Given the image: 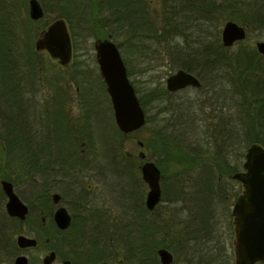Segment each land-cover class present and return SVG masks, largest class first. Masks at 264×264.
<instances>
[{
    "label": "rangeland",
    "instance_id": "374dc122",
    "mask_svg": "<svg viewBox=\"0 0 264 264\" xmlns=\"http://www.w3.org/2000/svg\"><path fill=\"white\" fill-rule=\"evenodd\" d=\"M5 1H7L9 4L7 10L8 17L6 19L7 24L5 28L8 30H15V36L17 40L13 41L12 38H10L11 42L8 45L9 57L4 60L0 58V181L5 179L4 176L8 177L6 179H9L11 176L14 179L18 178L16 182V191L20 196V199L29 207L33 206L32 198L34 192L35 208L38 209L40 208L39 205L45 203V195H52L53 193L57 192L63 196L65 191H63L64 186L62 184L55 187H51L50 185L53 178V175L49 169L50 167L46 169L44 168L41 171H35L34 178L33 169L38 165L33 162V159H35V149L38 150V148L42 147L43 145H49L48 142H50V139L54 135V126H59L60 124L61 126L62 124L68 126L70 124L72 127V125L75 124L78 130L81 131V133H79L77 128H75V134L79 135L80 138L84 136L87 137L84 139V141L87 142L85 149L86 158H89V153H87L89 146V152L93 155V159L90 161L94 171L93 177L91 180L87 178L85 183H90L94 185L95 189L97 188V190L92 194L93 197H96L95 201L89 205V214L91 213L90 216L92 217L90 218L89 216L86 224H83V230L80 228L77 231L90 233H99L100 231H103L106 233H113L114 237L119 241L121 257L122 253H126V241L133 243V240H143L145 244L146 230L144 228H140V230L138 228L134 229L130 226V221H132L133 216L138 215L137 211L139 205H144V192L145 194L147 192V186L142 180L141 173L138 169V166L142 164V161L139 159L138 155L140 152H144L147 154V156L150 155V159L154 161L151 155L158 150L157 147L154 146V148L153 145H151L150 139L154 138L155 131H157V129L163 125V122L160 121L161 115H158L159 106H165L173 111V117L172 114L166 115V117L169 118L166 123L171 124H173L174 118L176 121H180L182 119L180 110L182 107H187L188 112L186 114L184 113L187 118L183 120L187 123L186 126L188 127V133L192 136L193 140L197 141L200 137L201 139H204V135H199V133H203V128H200L203 123L200 121V119L205 118L206 115H209V106L211 105L212 99L214 97V91L211 87H205L200 91L189 87L174 93L173 96L165 97V101H163V103L161 102L162 104L150 102V100L147 98V116L150 117L152 121L141 130L128 134L121 133L115 124L110 99L106 92V86L100 76L96 61L94 43L97 39L94 36L85 38L81 32L82 28L80 27L83 24H78L79 18H77V16L79 17V15H81V18H85V16L87 17V13H89L90 1H59L60 6L63 7L60 11L65 15V20L68 21L67 24L69 31L76 47L73 48V64L71 67H63L57 60L52 59L47 52H38L41 56V60H43L44 69V80L40 86L38 85V91L35 90V80L29 79L28 76L24 77L21 75L23 80H19V83H11L10 81H13L18 76L15 74L12 75V73L7 74L5 71H3V65L6 64L11 67V71H16L17 66H21L26 62L25 58L19 56V53L23 50V47H32L35 53L34 46L38 38L35 36V34L42 30L44 24H48L51 22V20L59 16L61 17L62 15L59 13L60 11H52L48 0H38L45 10L44 14L47 16L45 15L41 21L39 20L40 22L35 23L34 25L33 21L29 17V0ZM96 1L98 5L100 3L98 8L104 10L103 13H100L102 14L100 16L101 18H103V15L107 16L111 13L109 8L106 9V6L103 5L104 2H101L102 0ZM184 2V0H147L151 11L155 12H161L162 8L167 9L171 6H174L175 10H179V12L182 13V10L185 7ZM224 23L225 22H223L221 25L219 34L220 40ZM70 24L73 25V28H71ZM192 25L194 26V24ZM72 31L75 32L76 37L73 36ZM124 40V37L121 35H119L116 40L112 39V41L116 44L124 42ZM258 41H264V29L253 31L249 29L247 31L246 39L236 43L234 46H232V48L239 49L242 46L256 48V43ZM120 53L125 61V64L127 58L130 60L126 66L128 68V65H130L134 71V74L132 77H130V80L139 89V96H145V94L149 95L150 92H156L155 88L159 82H161L166 88V79L171 74L179 70L175 69L170 71L168 66L171 63L168 61V54H165L163 49L158 54H155V57L152 54L149 59L144 61L140 58L138 60L139 54H137V52L134 53V51L130 49L126 50L125 48L123 52L120 50ZM125 57L127 58L125 59ZM139 62H141V64L137 65ZM14 66H16V68ZM78 73L82 74L79 76ZM5 83H7L9 87H11V85L13 86V84L15 86L21 84L22 89L19 88L18 90H14V92L6 93V88L4 86ZM55 90L59 91V94H62L64 98H66V102L63 101L65 106L66 104L71 105V108H67L68 110L70 109L73 121L71 120L68 122L66 119H63V121H65L64 123H56L50 115L49 119L46 121L38 119V110L39 107H41L43 100H46V107L49 110L55 109L56 105L53 106V104L55 100H59L60 98V96H58L59 94L57 96L55 95ZM227 91H229L228 87ZM216 93L220 94L221 92L217 90ZM80 97H82L81 100H84L83 104L94 105L89 109V111H92L91 114H93L92 119H90L91 128L89 129L83 125L82 122V119L84 118L82 113L85 114L86 110L84 107L79 105ZM169 98H171L170 101H168ZM222 98L223 95L219 99ZM219 99H217L218 105L224 103L223 100ZM8 100L13 101L14 106L9 107L10 102H8ZM202 102L206 103L207 106L205 107V111L200 112L198 110L199 106L197 107V105ZM193 104H195L196 108L195 114H192V110H190V107ZM35 107H37V109H35ZM59 109L62 110V107ZM223 111V114L226 116L227 120L232 118L236 122L237 108L233 106H227ZM73 116H76V119ZM170 120H172V122H170ZM191 120L194 121V124H191ZM176 121H174V123ZM79 123L82 125L81 127H79ZM46 126H49V129H46ZM45 131H49L48 136L45 135ZM15 136H18L19 138V143H17L18 148L15 151L16 154L14 156L11 155L10 157L7 152V148L11 144L12 140H14ZM39 137H41V139H38ZM89 137L93 138V140L88 139ZM34 139L35 143L33 144ZM139 142L143 143V147L139 146ZM247 147L244 146V144H241L240 146L239 143V145H237V151H233L231 153L232 157L230 162L233 168L235 166L242 168L241 165L244 162L243 155L246 152ZM214 148H216V146ZM80 149L81 147H79V150ZM121 153H127L130 155L131 160L127 163H130L132 166V174H128L129 170H119L118 166L124 165L121 158L118 157L121 156ZM29 156L32 158V161L31 159L29 160ZM222 156L223 157L221 158L219 155L215 158L212 157V160H216V162H213L216 166L221 165L223 169H226L225 164L228 158H226L225 154ZM51 159L52 157L50 156V160ZM88 160L84 163L87 164ZM124 162L126 163V160ZM165 168L168 170L165 169V182L163 185L172 184L176 181L189 177L187 174H182L181 176L175 177L177 171H169V167ZM200 169L203 170L205 167H201ZM98 173L103 174L101 178L95 176V174ZM202 173L204 172L199 170L197 173H195V178H198L200 175V179H204L205 174L203 175ZM226 175V173H222V175H220V177H223L226 181L225 182L223 180V182L233 184L235 181L228 180ZM60 179L61 178H57L58 181H61ZM34 181L35 189L33 187ZM58 181L56 183H58ZM214 181L210 183L216 184L222 182V180H218V175L217 179L215 177ZM165 204L166 203L163 202L158 208H156V213L155 211L153 213L160 215ZM44 206L46 208V228L51 229L53 222L50 217V211L54 212L59 207V205H54L51 201L50 203L44 204ZM3 210L4 200L0 195V211L2 212ZM3 214L4 211L1 213V215ZM29 217L30 219L28 221V225H30L33 220V212ZM0 222L6 223L3 219H0ZM36 223L37 221L35 215V227L37 226ZM7 225L8 228L6 229V241H11L9 232L10 227L8 223ZM13 228H15L14 225L11 226L12 230ZM25 230L26 227L24 226L23 232ZM73 231L76 232V229H74V227H70L66 233ZM20 232L22 231H19V233ZM36 234L37 229H35V236ZM58 237H64V234H59ZM12 238V240H14L16 239V236L13 235ZM41 247L42 244L40 243L38 250H40ZM175 251L176 254L171 251L176 258L175 264H185L186 262L184 261V255H182L178 250ZM35 253H38V251ZM201 254L202 257L210 264H224L223 257L219 256L218 252L216 254H208L207 250ZM4 260V264L13 263L10 252L4 256Z\"/></svg>",
    "mask_w": 264,
    "mask_h": 264
},
{
    "label": "trees",
    "instance_id": "16d2710c",
    "mask_svg": "<svg viewBox=\"0 0 264 264\" xmlns=\"http://www.w3.org/2000/svg\"><path fill=\"white\" fill-rule=\"evenodd\" d=\"M59 1L61 0H48L52 11L62 10L63 7L60 6ZM89 1V13H87V17L82 18L83 22L79 21L78 23L83 24L80 27L85 38L94 36L96 39L111 38L116 40L121 35L125 40L117 43L119 49L122 52L125 48L126 50L134 51V53L137 52L139 54L138 60L140 58L143 61L149 59L152 54L155 57V54H158L163 49L164 53L168 54V61L171 63L168 66L170 71L183 69L193 73L201 81V86L197 90L200 91L205 87H211L214 91L211 105L208 104L210 105L209 115L200 119L203 123L200 126L201 129L203 128V133L201 132L199 135H204V139L200 137L197 141L193 140L188 133L187 123L183 120L187 118L185 115L188 112L187 107H182L180 110L182 119L176 121L174 118L176 122L174 123L173 121V124H171L166 123L169 120L166 115L172 114L173 117V111L165 106H159L158 115H161L160 121L163 122V125L157 131L154 130L155 136L150 139V142L153 147L155 146L158 149L152 154V157L162 171V185L165 182V167L169 166L170 163L182 166L183 169L208 168L211 162H216V160H212V157L215 158L219 155L221 158L224 154L237 151L239 143L240 146L244 144L246 147L252 144H260L264 147V56L259 54L255 47L242 46L239 49L224 47L219 37L222 23L229 20L246 26L251 31L264 29V0H184L185 7L182 13L179 10H175L174 6L167 9L162 8L161 12L151 11L147 0H102L101 2H104L103 5L111 11L109 15H103L104 19L100 17L102 15L100 13L104 12L103 9L98 8L100 3L98 5L96 0ZM8 7L7 1L0 0V58L3 60L9 57L8 45L11 42L10 38L13 41L17 40L15 30L5 28ZM59 13L62 15L61 17L65 16L61 11ZM57 18H60V16ZM77 18H81V15L77 16ZM40 21H35V23ZM49 23L44 24L42 30L37 32L35 36L39 37L46 30ZM70 25L73 28V25ZM72 34L76 37L74 31H72ZM73 48H76L74 41ZM19 56L26 59L23 65L17 66V68L14 66L16 71H11V67L4 64L3 71L7 74L12 73V75L18 76L13 81H10L11 83H19V80H23L21 75L34 79L35 90L38 91V85L40 86L44 80L43 60H41L40 54L36 50L34 53L32 47H23ZM129 62L130 60L127 58L126 64ZM139 64L141 62L137 65ZM127 70L129 77H132L134 71L130 65H128ZM133 85L146 113L148 112L147 98L150 102L158 104L163 103L165 97L174 95L169 93L161 82L156 85V92H150L149 95L145 94V96H139V89L134 83ZM4 86L6 93L14 92V90L19 88L22 89L21 84L16 86L13 84V86L9 87L5 83ZM227 87L229 91H227ZM217 90L221 93L217 94ZM58 94L59 91L55 90V95L57 96ZM222 95L223 98L219 99ZM217 99L223 100L224 103L218 105ZM170 100L171 98L168 99V101ZM8 102H10L9 107L14 106L13 101L8 100ZM45 102L46 100H43L41 107H39L38 119L46 121L50 115L53 119L58 118L60 120L62 111L59 108L49 110L46 107L47 102ZM54 104L57 106L61 104V101L55 100ZM198 106V110L202 112L206 110L205 107L207 105L202 102ZM227 106L237 108L236 122L232 118L227 120L223 114V110ZM190 110H192V114H195V104L191 105ZM67 121L69 122V120ZM151 121L152 119L147 116V124ZM191 121V124H194V121ZM46 129H49V126H46ZM44 133L46 136L49 135V131ZM215 146L216 148H214ZM118 157L121 158L124 164L123 166H118L119 170H129L128 174H132V166L127 163L131 160L130 155L121 153V156ZM30 159L32 161L29 156ZM125 160L126 163L124 162ZM33 162L38 165L35 171L49 168L50 154L47 150L35 149ZM182 174H186V172L180 175L175 174V177ZM202 174L204 175L205 173ZM188 175L192 176L191 174ZM215 177L217 179V175L206 173L204 179H200L199 175V181L197 182L208 184L214 181ZM4 178L8 177L4 176ZM180 182L181 180L173 184H179ZM44 199L45 203L39 205V209L35 208L37 210L35 211L36 221L40 227L44 226L41 216L44 215L46 217L44 204L51 202L49 194L45 195ZM29 208L31 214L32 206ZM29 219L27 218L26 222ZM87 221L88 218L83 221L74 219L71 227H74L77 231ZM55 230L60 232L56 227ZM133 241L135 244L126 241V253L121 254L125 264H158L157 258H155V250L151 252L147 248L146 239L145 244L143 240ZM163 247H168L176 254V248L174 249L168 244ZM188 264L210 263L202 256H198V261Z\"/></svg>",
    "mask_w": 264,
    "mask_h": 264
},
{
    "label": "flooded vegetation",
    "instance_id": "af4514ba",
    "mask_svg": "<svg viewBox=\"0 0 264 264\" xmlns=\"http://www.w3.org/2000/svg\"><path fill=\"white\" fill-rule=\"evenodd\" d=\"M106 9L108 8L106 7ZM57 19L65 20L64 17L55 18L49 23V25ZM32 21L35 25V20ZM79 21H82V18H79ZM65 22L68 26V21L65 20ZM246 28L248 30V27ZM72 61L73 57L68 65L61 66L71 67L73 64ZM78 74L80 76L82 73ZM187 88L189 87H186L184 89ZM178 91L168 92L174 94ZM58 96H60L59 100L62 102L63 105L58 104L57 106H55L56 104H53V106H55V109L62 107L61 121L58 118H55L54 121L56 123H64L65 121H63V119L67 118L66 120H69L70 122L73 119L70 113V109L68 110V108H71V105L66 104L65 106L63 101L66 102V98H64L63 95ZM81 99L82 97H80L79 99V105L84 107L86 110L85 114L82 113V116H84L82 122L83 125H85L89 129L91 128L90 119H92L93 115L91 114L92 111H89V109L94 105L83 104L84 100ZM145 115L147 121L146 112ZM73 117H75L76 119V116ZM64 126V124H62V126L61 124L59 126H54V135L50 139V142H48L49 145H43L42 147H39L38 150L42 151L47 149L48 153L52 157V159L50 160L49 169L51 174L53 175V178L51 180L50 185L51 187H55L57 185L62 184L64 186L63 191H65V193L62 196L61 194L55 192L50 195V199L53 203L52 196L54 194L60 195L59 203L53 204L59 205V207H64L67 209L71 217L72 225L74 219L83 221L91 215V213L89 214V205L91 203H94L95 201L96 197H93L92 194L97 190V188L95 189L94 185L90 183H85V180L87 178L91 180L94 173L93 167L90 163V161L93 159V155L89 152L90 146L87 152L89 153V160L86 158L85 155L87 142H85L84 139H86L87 137L84 136L80 138L79 135L75 134V128H77L75 124H73L72 127L70 126V124L68 126ZM81 126L82 125H80L79 123V127ZM78 132L81 133L80 130H78ZM18 139V136H15L14 140H12L11 144L7 148V152L10 157L11 155L14 156L16 154L15 151L18 148L17 143H19ZM38 139H41V137H39ZM88 139L93 140V138L91 137H89ZM34 143L35 139L33 141V144ZM79 147H81L80 150ZM248 148L249 147H247V149ZM245 155L246 152L243 155L244 162ZM231 157V153L226 154V158H228L225 164L226 169H223L221 165L216 166L213 162L210 163L211 165L208 168H205L203 170H201L200 168L183 169L182 166L170 163V165L167 166L170 168L169 171H177V175L186 172L187 175L191 174L192 176L188 175L189 177L181 179V181L185 182H180L179 184L172 183L165 185H162L161 183L162 171L160 167L156 164V162L150 159V155L147 156V154L145 153L144 159L139 157V159L142 161V164L147 161H153L160 169V185L162 197L160 203L154 208V210H148V208L146 207V198L149 192V187L144 182L147 186L146 194L144 192V205H139L137 211L138 215H136L137 217H132V221H130V226L134 229L138 228L140 230V228H144L146 230V246H148L147 248L151 252L155 250V258H157L156 261H158V264H161L158 255L159 249L168 250L172 254L174 258L173 264H175L176 258L171 252V249H169L168 247H163L165 244H168L174 249L176 248L182 255H184V261L186 262L185 264L195 263L196 261H198V256H202L201 253L206 252L207 250L208 254H216L218 252L219 256L223 257L224 264H236L234 247L235 230L233 224V209L238 197L243 191V186L238 180L233 178V175L235 173L244 171V162L241 165L242 168H239V166H235L233 168L230 162ZM87 160L88 163L85 164L84 162H86ZM141 165L138 166L140 173ZM234 169L236 170L234 171ZM199 170L203 171L205 174L207 173L218 175V180H222V182L216 184H200L199 182H197L199 181L198 178H195L194 176L195 173H197ZM222 173L227 174L226 176L228 180H234L235 182L233 184L228 182L225 183L226 181L224 180V178L220 177ZM102 175L103 174L101 173L95 174V176H97L98 178H101ZM33 176L35 178V167L33 169ZM57 178H61V181H58ZM3 180L11 182L15 193L18 195L16 191V182L18 178L14 179L11 176L9 179H2L0 181V185ZM223 180L225 182H223ZM57 181L58 183H56ZM33 187L35 189V181ZM0 188V195L4 200V214L1 215L3 211H0V219H3L6 222H0V264L5 263L4 256L9 252L12 255V264H15V260L19 256H24L27 259V264H45V258L49 256L52 252L55 253V259L51 262V264H64L66 261H69L71 264H125L124 259L120 257L119 241L114 237L113 233H106L103 231H100L99 233H90L84 231H73L70 233H66V231L71 227V225L66 230H60L57 228L54 222V214L59 207L54 212L51 211L50 217L53 222V226L51 229L46 228V217L44 215L41 216V221L44 226L40 227L36 223L37 226L35 227V192L32 198L33 220L31 224L28 225L29 222H26V220L27 218H30L29 206L27 205L29 208V213L25 220H20L17 217L9 216L6 211V203L8 199L2 189V186ZM163 202L166 203L163 208L164 210H161L160 215H156V208H158ZM154 211L155 213H153ZM7 223L10 227L9 232L11 241H6V229L8 228ZM13 225L15 226V228H13L12 230L11 226ZM24 226L26 227V232H23ZM55 227L60 232H57L55 230ZM35 229H37L36 236ZM19 231L22 232L19 233ZM62 233L64 234V237L59 238L58 235ZM13 235L16 236V239L14 240H12ZM20 235L35 239L37 241L36 246H28L21 248L17 243V237ZM40 243L42 244V247L40 248V250H38V246ZM36 250L38 251V253H35L37 252Z\"/></svg>",
    "mask_w": 264,
    "mask_h": 264
},
{
    "label": "water",
    "instance_id": "95a60500",
    "mask_svg": "<svg viewBox=\"0 0 264 264\" xmlns=\"http://www.w3.org/2000/svg\"><path fill=\"white\" fill-rule=\"evenodd\" d=\"M29 16L38 21L44 17V10L38 0H29ZM247 28L235 21H226L221 31V41L224 47H232L237 42L245 40ZM97 63L100 74L110 96L115 123L124 133H132L145 126L146 115L140 103L137 92L132 84L120 49L111 38L97 39L94 43ZM257 51L264 56V41L256 43ZM37 52L45 51L49 56L66 66L73 57V43L71 34L64 19H57L39 35L35 42ZM200 79L193 73L183 69L177 70L166 79V88L175 92L186 87L199 88ZM143 147V143H138ZM139 157L145 158L140 152ZM244 171L233 175L238 180L243 191L238 197L233 209V224L235 230V263L236 264H264V147L252 144L246 151ZM143 181L148 185L149 192L146 198L148 210L160 203L161 171L153 161L141 165ZM2 189L7 196L6 211L9 216L25 220L29 213L28 206L15 193L11 182L3 180ZM53 203L58 204L60 195L52 196ZM54 222L58 229L66 230L71 225V217L64 207H59L54 214ZM21 248L36 246L37 241L24 235L17 237ZM158 255L161 264H173L174 258L166 249H159ZM55 259L52 252L44 260L51 264ZM15 264H27L24 256H19ZM64 264H71L66 261ZM107 264V263H103Z\"/></svg>",
    "mask_w": 264,
    "mask_h": 264
}]
</instances>
